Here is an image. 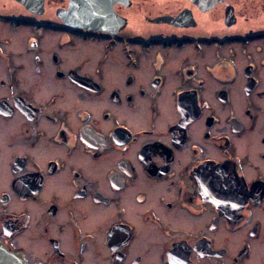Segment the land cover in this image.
Listing matches in <instances>:
<instances>
[{
	"label": "flooded vegetation",
	"instance_id": "1",
	"mask_svg": "<svg viewBox=\"0 0 264 264\" xmlns=\"http://www.w3.org/2000/svg\"><path fill=\"white\" fill-rule=\"evenodd\" d=\"M0 264H264V0H0Z\"/></svg>",
	"mask_w": 264,
	"mask_h": 264
},
{
	"label": "water",
	"instance_id": "2",
	"mask_svg": "<svg viewBox=\"0 0 264 264\" xmlns=\"http://www.w3.org/2000/svg\"><path fill=\"white\" fill-rule=\"evenodd\" d=\"M73 9H76V7H73ZM74 15H77L78 16V12H75V13L72 14V16H74ZM92 15H94V14H90L89 15L90 20H94L95 19V16H92ZM67 18L68 17L65 15L63 19L66 20Z\"/></svg>",
	"mask_w": 264,
	"mask_h": 264
}]
</instances>
